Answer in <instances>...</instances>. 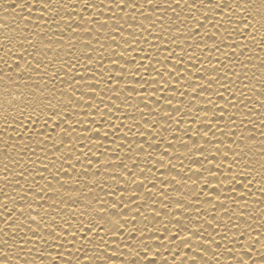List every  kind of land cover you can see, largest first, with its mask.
<instances>
[{
    "label": "snow or ice",
    "instance_id": "obj_1",
    "mask_svg": "<svg viewBox=\"0 0 264 264\" xmlns=\"http://www.w3.org/2000/svg\"><path fill=\"white\" fill-rule=\"evenodd\" d=\"M0 11V264H264V0Z\"/></svg>",
    "mask_w": 264,
    "mask_h": 264
},
{
    "label": "bare ground",
    "instance_id": "obj_2",
    "mask_svg": "<svg viewBox=\"0 0 264 264\" xmlns=\"http://www.w3.org/2000/svg\"><path fill=\"white\" fill-rule=\"evenodd\" d=\"M5 2V0H0V5H2ZM4 16V13L2 11H0V18H2ZM8 22L10 24H14L16 22V20L13 19V16L11 13L8 14Z\"/></svg>",
    "mask_w": 264,
    "mask_h": 264
}]
</instances>
